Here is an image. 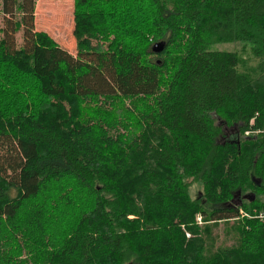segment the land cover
I'll return each instance as SVG.
<instances>
[{
    "label": "trees",
    "instance_id": "trees-1",
    "mask_svg": "<svg viewBox=\"0 0 264 264\" xmlns=\"http://www.w3.org/2000/svg\"><path fill=\"white\" fill-rule=\"evenodd\" d=\"M36 1L0 0V264H264V0H74V55Z\"/></svg>",
    "mask_w": 264,
    "mask_h": 264
},
{
    "label": "rangeland",
    "instance_id": "rangeland-1",
    "mask_svg": "<svg viewBox=\"0 0 264 264\" xmlns=\"http://www.w3.org/2000/svg\"><path fill=\"white\" fill-rule=\"evenodd\" d=\"M74 8V0H41V2L39 0V3L37 0L35 3L34 20L35 30L45 31L58 45L73 55L75 54V40L72 35ZM214 47L218 50L237 52L243 62L239 67L240 70H243L246 66H255L257 64V60L251 53L248 44L240 42L218 43ZM200 192L201 185L199 183H194L190 188L191 197L195 198ZM241 198L242 196H239L238 199L235 198L236 201L233 204H239ZM240 216L250 218L247 214ZM241 217L239 218L241 219ZM239 218L207 223L206 226L209 230L211 239L210 244L213 243L212 246L214 249L232 247L238 243L236 222ZM195 223L198 226H205L200 215L196 216Z\"/></svg>",
    "mask_w": 264,
    "mask_h": 264
},
{
    "label": "water",
    "instance_id": "water-1",
    "mask_svg": "<svg viewBox=\"0 0 264 264\" xmlns=\"http://www.w3.org/2000/svg\"><path fill=\"white\" fill-rule=\"evenodd\" d=\"M165 43L164 42H156L151 46V51L153 53H159L160 51H162L163 47H164ZM257 184H259V181H257ZM239 194V193H238ZM235 198L236 196L234 195L231 199V202L234 203L235 202Z\"/></svg>",
    "mask_w": 264,
    "mask_h": 264
},
{
    "label": "flooded vegetation",
    "instance_id": "flooded-vegetation-1",
    "mask_svg": "<svg viewBox=\"0 0 264 264\" xmlns=\"http://www.w3.org/2000/svg\"><path fill=\"white\" fill-rule=\"evenodd\" d=\"M222 132L224 133V135H226V136H229L230 134H232V127H229V128H227V127H225V126H223L222 127ZM238 195L236 196V199H238ZM236 201V200H235Z\"/></svg>",
    "mask_w": 264,
    "mask_h": 264
},
{
    "label": "built area",
    "instance_id": "built-area-1",
    "mask_svg": "<svg viewBox=\"0 0 264 264\" xmlns=\"http://www.w3.org/2000/svg\"><path fill=\"white\" fill-rule=\"evenodd\" d=\"M248 133L249 132H245V135H248ZM246 215L245 213H243L242 211H240V215ZM258 217L260 218V219H262V218H264V215L263 214H260V215H258ZM187 236H189L188 234H186Z\"/></svg>",
    "mask_w": 264,
    "mask_h": 264
}]
</instances>
